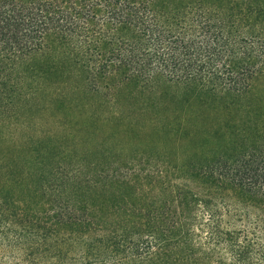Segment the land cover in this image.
<instances>
[{
  "label": "trees",
  "instance_id": "obj_1",
  "mask_svg": "<svg viewBox=\"0 0 264 264\" xmlns=\"http://www.w3.org/2000/svg\"><path fill=\"white\" fill-rule=\"evenodd\" d=\"M49 37L35 70L60 99L73 84L112 104L127 81L174 86L228 150L190 161L161 211L138 218L109 210L120 203L103 190L139 171L0 150V264H264V0H0V79Z\"/></svg>",
  "mask_w": 264,
  "mask_h": 264
},
{
  "label": "rangeland",
  "instance_id": "obj_2",
  "mask_svg": "<svg viewBox=\"0 0 264 264\" xmlns=\"http://www.w3.org/2000/svg\"><path fill=\"white\" fill-rule=\"evenodd\" d=\"M56 42L49 37L39 51L10 65L0 79L4 82L0 84V115L9 124L2 135L6 138H0V150H12V158L33 147L77 150L81 156H93L90 165L96 173L119 168L139 171L129 184L103 190L120 203L119 208L109 210L138 218L161 211L160 202L172 198L166 186L171 188L177 176H186L190 161L228 150L220 123L188 108L174 86L145 87L127 81L115 92L112 104L107 101L110 91L96 94L93 88L73 84L71 93L60 99V85H49L46 74L35 70L57 47ZM175 210L173 206L165 209L167 214Z\"/></svg>",
  "mask_w": 264,
  "mask_h": 264
}]
</instances>
